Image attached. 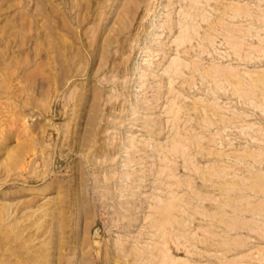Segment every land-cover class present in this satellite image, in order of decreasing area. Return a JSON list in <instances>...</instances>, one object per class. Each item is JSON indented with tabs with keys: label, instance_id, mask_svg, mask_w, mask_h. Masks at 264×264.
Returning <instances> with one entry per match:
<instances>
[{
	"label": "rangeland",
	"instance_id": "374dc122",
	"mask_svg": "<svg viewBox=\"0 0 264 264\" xmlns=\"http://www.w3.org/2000/svg\"><path fill=\"white\" fill-rule=\"evenodd\" d=\"M33 261L264 264V0H0V264Z\"/></svg>",
	"mask_w": 264,
	"mask_h": 264
},
{
	"label": "bare ground",
	"instance_id": "6f19581e",
	"mask_svg": "<svg viewBox=\"0 0 264 264\" xmlns=\"http://www.w3.org/2000/svg\"><path fill=\"white\" fill-rule=\"evenodd\" d=\"M193 1V0H192ZM195 8V7H194ZM186 16V15H185ZM192 26V25H191ZM185 27V26H184ZM185 29V28H184ZM185 31V30H184ZM185 36V35H184ZM185 65V64H184ZM168 206V205H167ZM170 217V216H169ZM2 222V221H1ZM6 227V226H5ZM6 234V233H5ZM9 235V234H8ZM8 235H6V236H8ZM6 240V239H5ZM16 240V239H15ZM24 248V247H23ZM25 249V248H24ZM29 251V250H28ZM11 252V251H10ZM15 255V254H14ZM33 263H34V261H33ZM35 264V263H34Z\"/></svg>",
	"mask_w": 264,
	"mask_h": 264
}]
</instances>
